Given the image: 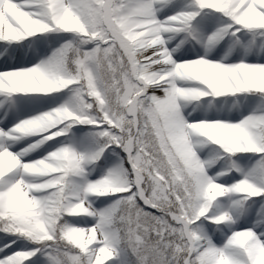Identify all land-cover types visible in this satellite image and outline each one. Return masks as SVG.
<instances>
[{
  "label": "snow or ice",
  "instance_id": "snow-or-ice-1",
  "mask_svg": "<svg viewBox=\"0 0 264 264\" xmlns=\"http://www.w3.org/2000/svg\"><path fill=\"white\" fill-rule=\"evenodd\" d=\"M0 264H264V0H0Z\"/></svg>",
  "mask_w": 264,
  "mask_h": 264
}]
</instances>
